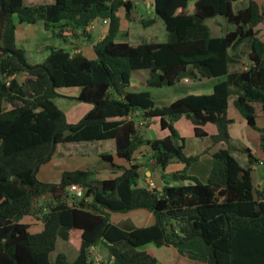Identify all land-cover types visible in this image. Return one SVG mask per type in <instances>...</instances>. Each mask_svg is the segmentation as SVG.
<instances>
[{"label": "trees", "instance_id": "trees-1", "mask_svg": "<svg viewBox=\"0 0 264 264\" xmlns=\"http://www.w3.org/2000/svg\"><path fill=\"white\" fill-rule=\"evenodd\" d=\"M139 1L149 2L154 14L140 24L160 19L165 42L130 45L119 39L121 33L128 37L121 16L132 20ZM240 1L4 0L0 47L9 54L0 57V264H157L149 245L180 248L194 238L204 244V264H264V190L255 188L251 175L258 165L264 178V36L258 30L264 9L248 0L235 11ZM216 18L232 28L212 36L206 21ZM104 19L109 22L93 44V59L49 46L43 62L32 65L16 44L19 24L40 23L52 38L66 42L70 35L88 38V27ZM240 45L245 53L236 52ZM182 72L191 79L221 80L208 93L188 92L159 106L152 91L173 87ZM59 98L90 110L69 123ZM230 114L258 134L259 158L245 146L232 147ZM182 118L190 120L197 138L209 136L206 125L215 126L212 142L223 147L211 155L205 183L187 174L207 150L184 154L185 140L174 128ZM154 122L167 135L150 139L141 133L138 126ZM66 131L71 134L63 138ZM107 141L114 142L115 153L99 158L120 175L99 180L88 169L64 172L58 182L37 180L58 145ZM140 147L145 162L135 158ZM233 151L245 154L246 166ZM178 164L181 169L168 176L174 186L163 175L160 188L140 182L143 167L160 171ZM71 185L83 188L81 198L69 197ZM135 210L151 214L153 223L138 228L110 222L111 213ZM37 225L41 231L32 232ZM72 233L80 240L75 258L58 253L51 261L57 241L67 242ZM95 247L106 259L93 260Z\"/></svg>", "mask_w": 264, "mask_h": 264}, {"label": "rangeland", "instance_id": "rangeland-1", "mask_svg": "<svg viewBox=\"0 0 264 264\" xmlns=\"http://www.w3.org/2000/svg\"><path fill=\"white\" fill-rule=\"evenodd\" d=\"M52 2L53 0H26V4H29V3L51 4ZM247 3H248V0H241L240 2L235 3L233 8L236 11L239 8L246 6ZM135 5H136V9L134 8L133 14H131L132 20L127 21L124 18V15L123 16L120 15L122 17L121 19L122 25L127 26V31H128V37L123 38V40H128V43L130 45H136L141 42H150V41L165 42L166 32L164 29L163 22L160 19L156 18L154 20V23H152V25L148 27H143L140 24L139 20L142 18L147 19L150 17H154V14L152 10L150 9V7L146 5V3L143 4L141 1H139V2H135ZM225 23L226 22L223 20V18H216V19L206 21V24L209 26V28L212 31V36L221 34L224 29L227 30V29L232 28L230 25H228L227 23L225 24ZM263 26H264V23L262 27ZM28 27H31V26H28ZM28 27L26 28V31L27 32L32 31ZM18 36L19 37H17L16 43L18 46L20 44L21 47L26 50L27 59L30 64L43 62V60L49 53L48 50H46V47H49V46L50 47H54V46L64 47L65 46V44L61 40L53 39L46 31L38 32L35 37L26 38V40L22 38L19 34ZM71 41H74V39H69V42ZM239 50L240 51L242 50V52L245 53L246 49L244 45H240V47L237 48L236 52L238 53ZM242 62L244 63L246 62V57L243 55H242ZM235 68L237 67L234 66L231 69H235ZM219 80L221 79H217V78L208 79V78H203L200 76L197 79H191V78H187L186 76V77H182V79L180 78L179 81L176 82L173 87H163L162 89L153 90L152 94L155 97L156 103L160 106L163 104H168L177 98H181L184 95H186L188 92H193V94L208 93L210 92L209 88L213 84L217 83ZM59 105L66 112L67 120L72 123L77 122L85 113H87L90 110L89 109L90 106H88L87 104L79 103L75 99H61L59 100ZM229 117H234L236 122H239V116L235 114H230ZM238 126L239 124L237 123L234 129H237ZM138 127H140L139 130L141 131V133H143L145 137L150 138V139H153L155 137L156 138L163 137L164 135H167L168 133L166 131H161L159 127L157 126V123L155 122L153 123L152 127H146L144 124L142 128L141 126H138ZM174 128L177 130L179 136L182 137L186 141L187 151L191 148L195 150L197 146H200V147L202 146V148L203 146H206V148L208 149H204V150L209 151L213 148H217V145H219V144H214L212 142L211 136L216 133V128L213 125H206L205 129L209 136H206L204 138H197L194 136L193 127L191 125V122L190 120L186 118L185 119L182 118L178 122L174 123ZM141 148L142 147H140V149ZM110 151L113 152V148H111ZM91 152L94 153V151H91ZM231 153L236 158V160L240 163L241 166H246V163L244 160L245 154H243L242 152H231ZM136 154H138V152ZM90 158L94 162V157L91 156ZM89 162L91 163L89 158L88 159L76 158L73 160V164L76 166L79 165L80 163L86 165ZM47 165L48 166L43 167V169H45L43 171L52 173L53 172L51 168L52 164L49 163ZM177 167H181V166H177ZM177 170L178 169H176L175 171ZM160 172L161 173L159 174V176L154 179L156 185H158L161 182L160 175H161V179H163L162 178L163 170H160ZM167 173L170 174L169 171H167ZM169 174H166L165 176H169ZM256 174H258V177H259L258 179L255 176ZM251 175H252L253 184L256 185L257 182H259L258 183L259 189L264 188V178H263L262 168L261 169L256 168L255 171L252 172ZM36 178L38 181H43V174H39L38 176H36ZM166 181L170 185L176 184L172 181H169V178H167ZM147 217H148V214L145 210H135V211L125 213V214L111 213L110 222L114 224H120L122 223L121 220H127L130 218V219H133L132 223L138 226L139 228V227L144 226V224L146 223ZM41 229H42V226L37 225L35 227H32L31 231L39 232L41 231ZM79 242L80 240H79L78 233H72L70 236V239L67 242H62L61 240H58L56 243V248L54 252L50 254V260L53 261L58 253L66 254L68 260L70 261L73 260L77 254V250L79 248ZM94 251H96V253L102 257V259H106V254L103 252L102 249L95 247ZM96 253L93 252V255H92L93 260H95L94 257Z\"/></svg>", "mask_w": 264, "mask_h": 264}, {"label": "crops", "instance_id": "crops-1", "mask_svg": "<svg viewBox=\"0 0 264 264\" xmlns=\"http://www.w3.org/2000/svg\"><path fill=\"white\" fill-rule=\"evenodd\" d=\"M253 1H255L258 5H260L264 9V0H253ZM146 5L150 7L149 2H146ZM118 16L120 17L119 14ZM262 25L259 26L258 28L260 36H264V26L262 27ZM28 26H31V27H28ZM27 27L32 31L27 32L26 31ZM106 27L107 26L97 21L93 28L88 29L90 31V36L88 38L82 37L80 35L76 37L70 35L67 38L66 42L62 41L65 44L64 47H61V46L60 47L54 46V47L55 48H66L69 50L70 53L81 52V53H84L88 58L93 59L94 58V53L92 50L93 44L100 41L104 37ZM126 28L127 26H124L123 30H125ZM41 31H44V29L42 28V25L40 23L35 24V25L19 24L17 26L15 37L17 39V37H19L18 36L19 34L22 38L26 40V38L35 37L36 34ZM123 38H127V36L126 34L121 33L119 39L122 41ZM69 39H74V41L69 42ZM18 47L22 48L20 44ZM26 59H27V52H26ZM27 62H28V59H27ZM34 64H37V63H34ZM62 94H63L62 96L67 95L66 93H62ZM59 99H64V98H59ZM65 115H66V112H65ZM230 118H232L234 121L233 125L230 126L229 128V134L231 137L232 147L238 148L240 146H245L250 149L251 153L256 158H259V152L257 148L258 140H259L258 134L255 131L249 129L247 125L245 124L244 120L240 116H239V122H236L234 117H230ZM66 119H67V116H66ZM69 123H72V122H69ZM237 123L239 124V126L237 129H234ZM205 127H204V130L206 131ZM111 148H113V152L110 151ZM220 148H223V147L220 145H217V148H213L207 151L206 154H202L200 157V160L192 164L189 167V169L187 170V174L189 176L196 177L198 180L205 183L208 179V175L212 167L211 155ZM204 149H208V148H206V146H203V148L202 146L201 147L197 146L195 150L191 148L187 151L186 141L184 142V154L187 156L200 154L202 150ZM139 150H140L139 153L141 154H137L138 156L135 155V158L138 160V162L146 161L147 155L144 154L146 152L145 148L142 147L141 149L139 148ZM91 151H94V153H92ZM233 152H236V151H233ZM114 153H115V145L113 141L96 142V143H81V144H60L56 147L55 153L53 154L49 162L52 164L51 168L53 172L48 173L46 171H43L45 170L43 169V167L48 166L46 164L39 169L37 176L39 174H43V181L41 182H58L60 181L61 176L64 172H71V171H76V170L83 171V170L89 169L91 171H94L95 173L94 178H97L99 180L114 178L117 175H120L121 172H117L116 170L111 169L108 164H106L99 158L101 154L114 155ZM91 156L94 157V162L91 160L90 158ZM76 158H80V159L89 158L91 163L89 162L86 165L80 163L79 165L76 166L73 164V160ZM114 163L122 165V161L117 160V159L114 160ZM177 166H181V165L179 164L173 165L163 170V176L165 180H167L168 178V176H165V175L169 174L167 173V171L172 173L176 169H178L177 171L181 169V167H177ZM256 168L260 169L258 165H254L253 172L255 171ZM160 173L161 172L158 169L153 168L151 169V171H149L147 167H143L141 169V174H143L144 177L140 178V182L144 185L149 184V186H153V187L156 186L160 188L163 184V181L161 180V175H160L161 182L158 185H156L154 181V179L158 177ZM255 176L257 179L259 178L258 174H256ZM258 183L259 182H257L256 185H254L255 188L258 191H263L264 188L259 189ZM169 186H174V185L169 184ZM147 214H148V217L146 219V223L142 227L149 226L153 223L152 215L149 214L148 212ZM132 221L133 219L129 218L127 220H121L122 223L119 222L120 224H115V225H128V223H130L133 226L138 227L134 225ZM146 249L150 250L151 253L157 258V261H158L157 264H204L207 258L204 244L199 238H194V239L189 240L184 245H182L180 248L165 247V248L157 249L154 246L149 245Z\"/></svg>", "mask_w": 264, "mask_h": 264}, {"label": "water", "instance_id": "water-1", "mask_svg": "<svg viewBox=\"0 0 264 264\" xmlns=\"http://www.w3.org/2000/svg\"><path fill=\"white\" fill-rule=\"evenodd\" d=\"M4 17H5L4 0H0V40L2 38V33H3V29H4ZM6 54H9V51L0 47V57L5 56ZM153 66L155 67L156 65H153ZM200 69L204 73L205 76L211 75V71H210L209 67L202 66ZM186 76H187L186 73L182 72L179 75V78L186 77ZM69 134H71V132L66 131L63 133L62 137L65 138Z\"/></svg>", "mask_w": 264, "mask_h": 264}, {"label": "built area", "instance_id": "built-area-1", "mask_svg": "<svg viewBox=\"0 0 264 264\" xmlns=\"http://www.w3.org/2000/svg\"><path fill=\"white\" fill-rule=\"evenodd\" d=\"M108 22H109V20L104 19L102 21V24L105 25V26H107L108 25ZM94 24L90 26V29L94 26ZM88 29H89V27H88ZM260 164H261V162H260ZM67 192H68L69 197L72 200H76V199H79V198H81L83 196L84 190H83V188H81L78 185H71V186L68 187ZM94 258H95V260H100L101 259V256H99L96 253V255H95Z\"/></svg>", "mask_w": 264, "mask_h": 264}, {"label": "clouds", "instance_id": "clouds-1", "mask_svg": "<svg viewBox=\"0 0 264 264\" xmlns=\"http://www.w3.org/2000/svg\"><path fill=\"white\" fill-rule=\"evenodd\" d=\"M182 79V78H181Z\"/></svg>", "mask_w": 264, "mask_h": 264}]
</instances>
